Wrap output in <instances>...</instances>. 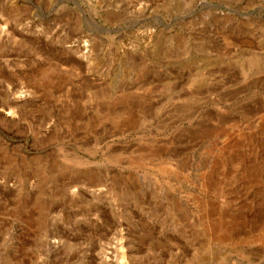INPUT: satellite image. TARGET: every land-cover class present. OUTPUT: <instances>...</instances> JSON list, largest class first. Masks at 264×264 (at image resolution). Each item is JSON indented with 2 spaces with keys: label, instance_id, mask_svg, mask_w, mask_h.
Listing matches in <instances>:
<instances>
[{
  "label": "rangeland",
  "instance_id": "374dc122",
  "mask_svg": "<svg viewBox=\"0 0 264 264\" xmlns=\"http://www.w3.org/2000/svg\"><path fill=\"white\" fill-rule=\"evenodd\" d=\"M0 264H264V0H0Z\"/></svg>",
  "mask_w": 264,
  "mask_h": 264
},
{
  "label": "bare ground",
  "instance_id": "6f19581e",
  "mask_svg": "<svg viewBox=\"0 0 264 264\" xmlns=\"http://www.w3.org/2000/svg\"><path fill=\"white\" fill-rule=\"evenodd\" d=\"M151 31V30H150ZM150 31L148 30L147 32L150 34ZM152 32V31H151ZM149 37V36H148ZM147 37V38H148ZM151 40V39H150ZM255 60H256V58H255ZM258 60V59H257ZM254 61V60H253ZM255 62V61H254ZM257 63V62H256ZM259 63V62H258ZM18 94V93H17ZM24 95V94H23ZM54 242V241H53Z\"/></svg>",
  "mask_w": 264,
  "mask_h": 264
}]
</instances>
